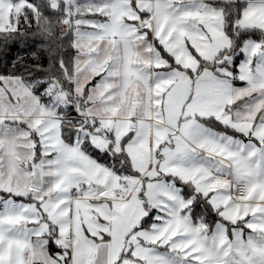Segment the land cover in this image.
I'll return each mask as SVG.
<instances>
[{
	"label": "snow or ice",
	"instance_id": "1",
	"mask_svg": "<svg viewBox=\"0 0 264 264\" xmlns=\"http://www.w3.org/2000/svg\"><path fill=\"white\" fill-rule=\"evenodd\" d=\"M0 264H264V0H0Z\"/></svg>",
	"mask_w": 264,
	"mask_h": 264
},
{
	"label": "trees",
	"instance_id": "2",
	"mask_svg": "<svg viewBox=\"0 0 264 264\" xmlns=\"http://www.w3.org/2000/svg\"><path fill=\"white\" fill-rule=\"evenodd\" d=\"M8 55H9L10 57L14 58V57L16 56V52L10 50Z\"/></svg>",
	"mask_w": 264,
	"mask_h": 264
}]
</instances>
